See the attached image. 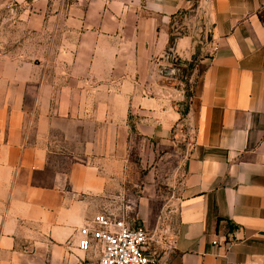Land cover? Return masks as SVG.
I'll list each match as a JSON object with an SVG mask.
<instances>
[{
  "label": "crops",
  "instance_id": "obj_1",
  "mask_svg": "<svg viewBox=\"0 0 264 264\" xmlns=\"http://www.w3.org/2000/svg\"><path fill=\"white\" fill-rule=\"evenodd\" d=\"M198 3L78 0L47 59L0 80V264H96L77 242L100 215L142 228L156 264H264V0H210L208 45L193 53L172 35ZM170 48L187 73L164 84L185 96L187 82L183 116L145 84ZM151 164L177 177L174 202L119 213Z\"/></svg>",
  "mask_w": 264,
  "mask_h": 264
},
{
  "label": "rangeland",
  "instance_id": "obj_2",
  "mask_svg": "<svg viewBox=\"0 0 264 264\" xmlns=\"http://www.w3.org/2000/svg\"><path fill=\"white\" fill-rule=\"evenodd\" d=\"M77 1L0 0V80L9 79L15 71V66L20 64L37 66L47 59L46 36L59 32L62 11H65L66 6ZM172 136L178 141L182 160L188 142L187 132H175ZM153 165L151 164V168L147 165L144 169L137 167L134 170L132 200H125L123 197L122 200L117 201L119 213H123L124 204H128L132 207L128 217L136 218L139 208L156 212L171 206L174 202L173 184L177 183V177L173 178L171 170L162 175L158 169H152ZM152 171V178L149 177L150 187L142 192L143 185H139V188L137 183H140L141 178H148L147 175ZM149 215L151 216L152 213ZM149 219L154 224L155 216ZM153 260L155 261L154 258Z\"/></svg>",
  "mask_w": 264,
  "mask_h": 264
},
{
  "label": "built area",
  "instance_id": "obj_3",
  "mask_svg": "<svg viewBox=\"0 0 264 264\" xmlns=\"http://www.w3.org/2000/svg\"><path fill=\"white\" fill-rule=\"evenodd\" d=\"M210 0H199L197 7L190 15L181 14L173 30V39L188 37L193 53L203 51L208 45L211 33L207 25ZM183 67L175 50L170 48L159 57L150 60L146 86L157 96L177 103H183L184 92L175 87L166 86L168 79H163L158 72L164 68ZM77 249L87 252H98L96 264H156L152 257L145 253L149 241L147 233L140 227L132 226L124 216L100 215L90 224L79 230ZM213 245L216 242L212 243Z\"/></svg>",
  "mask_w": 264,
  "mask_h": 264
},
{
  "label": "water",
  "instance_id": "obj_4",
  "mask_svg": "<svg viewBox=\"0 0 264 264\" xmlns=\"http://www.w3.org/2000/svg\"><path fill=\"white\" fill-rule=\"evenodd\" d=\"M186 69H171V68H164L158 72L159 76L163 79H180L184 80L186 77ZM169 99V97H168Z\"/></svg>",
  "mask_w": 264,
  "mask_h": 264
},
{
  "label": "trees",
  "instance_id": "obj_5",
  "mask_svg": "<svg viewBox=\"0 0 264 264\" xmlns=\"http://www.w3.org/2000/svg\"><path fill=\"white\" fill-rule=\"evenodd\" d=\"M187 83V82H186ZM185 83V86H186V89H185V99H184V102L183 104L186 106L184 107V109H182V112H181V115L183 116L186 112V108H187V103L189 101V98L191 96V93L189 91V86H187V84Z\"/></svg>",
  "mask_w": 264,
  "mask_h": 264
}]
</instances>
